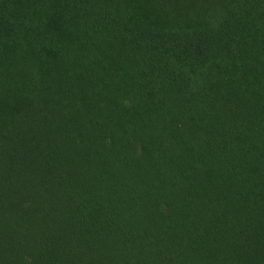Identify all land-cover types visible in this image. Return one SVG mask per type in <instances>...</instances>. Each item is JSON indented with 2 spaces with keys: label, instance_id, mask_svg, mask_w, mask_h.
Listing matches in <instances>:
<instances>
[{
  "label": "trees",
  "instance_id": "16d2710c",
  "mask_svg": "<svg viewBox=\"0 0 264 264\" xmlns=\"http://www.w3.org/2000/svg\"><path fill=\"white\" fill-rule=\"evenodd\" d=\"M0 264H264V0H0Z\"/></svg>",
  "mask_w": 264,
  "mask_h": 264
}]
</instances>
